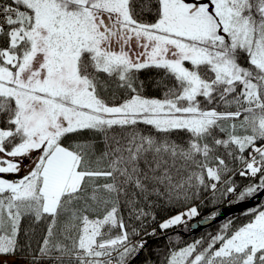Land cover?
<instances>
[{"label": "snow or ice", "instance_id": "1", "mask_svg": "<svg viewBox=\"0 0 264 264\" xmlns=\"http://www.w3.org/2000/svg\"><path fill=\"white\" fill-rule=\"evenodd\" d=\"M258 197L264 0H0V264H264L181 235Z\"/></svg>", "mask_w": 264, "mask_h": 264}, {"label": "trees", "instance_id": "2", "mask_svg": "<svg viewBox=\"0 0 264 264\" xmlns=\"http://www.w3.org/2000/svg\"><path fill=\"white\" fill-rule=\"evenodd\" d=\"M263 198H264V197H263ZM229 206H231V205H229V204H227V202H225L223 205H217L216 207L219 208L220 210H223V209H225V208H227V207H229ZM212 210H213V209H212L211 207H205V206H202V207L200 208L199 216L194 217V218H193V221H194V222L199 221V222H203V223H204V222H207V221H204L202 218H203L205 215H207L208 213H210ZM238 211H239V210H237V211H235V212H233V213H231V214H235V213H237ZM229 215H230V214H229ZM229 215H228V216H229ZM226 217H227V216H226ZM223 219H224V218H223ZM223 219H221V220H219V221H216V222H213V223L207 225L206 227H204V228L198 230V231L195 232V233H193L192 231H189V232H187V233H181V235L185 236L186 238H190L191 236H198V235H200L201 233H203V232H205V231H207V230H209V229H212V228L217 227V225H218ZM194 224H195V223H194ZM141 255H142V254H141ZM133 264H140V257H138L135 261H133Z\"/></svg>", "mask_w": 264, "mask_h": 264}, {"label": "water", "instance_id": "3", "mask_svg": "<svg viewBox=\"0 0 264 264\" xmlns=\"http://www.w3.org/2000/svg\"><path fill=\"white\" fill-rule=\"evenodd\" d=\"M259 198H262V197H258L257 199H253V200H248L245 203L240 204V205H231V206L221 210L222 214L219 215L216 218H213V220H211V221H207V222H204V223L203 222L195 223L194 224V231H192V232L195 233L198 230L206 227L207 225H209V224H211L213 222L219 221V220L225 218L226 216H228L229 214H231V213H233V212H235L237 210H241L243 207L253 205L254 203L258 202Z\"/></svg>", "mask_w": 264, "mask_h": 264}]
</instances>
